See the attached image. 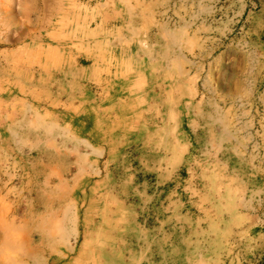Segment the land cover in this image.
I'll use <instances>...</instances> for the list:
<instances>
[{
  "label": "rangeland",
  "instance_id": "1",
  "mask_svg": "<svg viewBox=\"0 0 264 264\" xmlns=\"http://www.w3.org/2000/svg\"><path fill=\"white\" fill-rule=\"evenodd\" d=\"M247 2L0 0V264H264Z\"/></svg>",
  "mask_w": 264,
  "mask_h": 264
},
{
  "label": "crops",
  "instance_id": "2",
  "mask_svg": "<svg viewBox=\"0 0 264 264\" xmlns=\"http://www.w3.org/2000/svg\"><path fill=\"white\" fill-rule=\"evenodd\" d=\"M242 14L247 17V27L257 36L256 42L264 48V0H248Z\"/></svg>",
  "mask_w": 264,
  "mask_h": 264
},
{
  "label": "bare ground",
  "instance_id": "3",
  "mask_svg": "<svg viewBox=\"0 0 264 264\" xmlns=\"http://www.w3.org/2000/svg\"><path fill=\"white\" fill-rule=\"evenodd\" d=\"M240 138L241 139H239V141H240V144L242 145V148L243 149H246V147L244 146V142H243V140H244V136L243 135H240ZM255 148V147H254ZM251 158H253V157H251Z\"/></svg>",
  "mask_w": 264,
  "mask_h": 264
}]
</instances>
